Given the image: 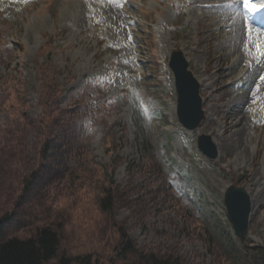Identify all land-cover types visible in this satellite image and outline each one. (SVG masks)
<instances>
[{"label":"rangeland","instance_id":"obj_1","mask_svg":"<svg viewBox=\"0 0 264 264\" xmlns=\"http://www.w3.org/2000/svg\"><path fill=\"white\" fill-rule=\"evenodd\" d=\"M248 2L255 11L244 0H0V217L11 218L0 240L54 223L49 264L86 254L130 264L120 232L142 253L232 264L223 194L235 183L253 203L246 245L264 247V57L254 47L264 0ZM172 50L201 86L205 118L193 132L176 120ZM201 134L217 149L212 162L196 148ZM103 189L113 192L108 213Z\"/></svg>","mask_w":264,"mask_h":264},{"label":"trees","instance_id":"obj_2","mask_svg":"<svg viewBox=\"0 0 264 264\" xmlns=\"http://www.w3.org/2000/svg\"><path fill=\"white\" fill-rule=\"evenodd\" d=\"M44 109H46V107H44ZM42 113H44V110ZM39 122L44 137L38 151V157L44 160L47 158L51 148L45 132V126L48 122L41 119H39ZM135 126L138 129L135 136L137 148L141 153H144L145 156L146 154L149 155V153L153 152L151 140L145 136L140 121L136 120ZM67 157L72 156L67 155ZM237 181L242 182L241 177H238ZM28 190H32V185L26 182L22 191L24 193ZM102 191H104L105 195L99 203V209L103 213H108L114 205L113 192L110 189H103ZM43 214L46 222L50 220L51 211L45 210ZM10 221L11 218L9 216L0 217V237L5 231L6 226L10 224ZM60 226L61 225H56L58 229L55 227L54 223L53 225L43 224L36 230L33 237L25 239L13 237L0 240V264H49L50 261L56 258L60 248ZM120 239L121 245L119 255L121 254V259L129 257L131 260L130 264H183L178 259L159 256L153 253L146 254L139 252L123 232H120ZM233 241L232 237H230L231 245L229 247H222V252L231 258L230 260L233 264H264V248L237 246L235 244L236 242L234 241V243ZM71 262L73 264H102L98 259L88 254L73 257Z\"/></svg>","mask_w":264,"mask_h":264},{"label":"water","instance_id":"obj_3","mask_svg":"<svg viewBox=\"0 0 264 264\" xmlns=\"http://www.w3.org/2000/svg\"><path fill=\"white\" fill-rule=\"evenodd\" d=\"M168 66L175 80L177 119L183 128L194 131L200 127L204 118L203 102L199 94L200 84L188 70V63L181 51L171 53ZM197 148L208 160L216 159L217 150L209 136H198ZM224 204L235 234L244 240L252 205L249 195L243 188L231 185L225 192Z\"/></svg>","mask_w":264,"mask_h":264},{"label":"snow or ice","instance_id":"obj_4","mask_svg":"<svg viewBox=\"0 0 264 264\" xmlns=\"http://www.w3.org/2000/svg\"><path fill=\"white\" fill-rule=\"evenodd\" d=\"M109 3H119V0H109ZM244 3L250 11L256 10L257 6L255 4L249 3L248 0H244ZM247 35L249 40L253 39L251 29L248 30ZM245 46L247 47V45ZM254 47H255L256 57L257 58L264 57V41L257 39Z\"/></svg>","mask_w":264,"mask_h":264},{"label":"bare ground","instance_id":"obj_5","mask_svg":"<svg viewBox=\"0 0 264 264\" xmlns=\"http://www.w3.org/2000/svg\"><path fill=\"white\" fill-rule=\"evenodd\" d=\"M244 126V125H243Z\"/></svg>","mask_w":264,"mask_h":264}]
</instances>
